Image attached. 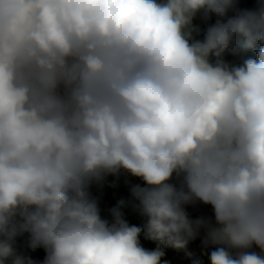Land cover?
Masks as SVG:
<instances>
[{
  "label": "clouds",
  "instance_id": "clouds-1",
  "mask_svg": "<svg viewBox=\"0 0 264 264\" xmlns=\"http://www.w3.org/2000/svg\"><path fill=\"white\" fill-rule=\"evenodd\" d=\"M121 170L140 226L90 194ZM25 233L39 264H264V0H0V264Z\"/></svg>",
  "mask_w": 264,
  "mask_h": 264
},
{
  "label": "trees",
  "instance_id": "trees-1",
  "mask_svg": "<svg viewBox=\"0 0 264 264\" xmlns=\"http://www.w3.org/2000/svg\"><path fill=\"white\" fill-rule=\"evenodd\" d=\"M254 5V0H239V7H252ZM216 20L215 16H212L210 20L204 21L198 15L195 24L200 26L203 30L209 24L214 23ZM198 38H203V32ZM241 56H255L253 50L240 53L239 56H233L231 54H226V59L231 63H239ZM143 182L137 178L131 176L129 173L121 170L118 175H108L104 177L99 183H93L89 189L91 196L96 199L101 216L106 219H110V209L117 206L120 200L126 201V205L121 209L124 213V218L129 222V224H135L140 226L144 222V218L141 217L137 211L133 208V202L130 195V188L135 184H142ZM190 214L195 217L201 214H210V206L197 205L194 208H189ZM141 244L147 249H154L156 245L144 239L143 235L140 237ZM15 247L18 253L26 256H30L34 261L39 264L40 261L44 259L45 251L42 248H38L35 251L28 247V234L18 236L15 240ZM191 249L195 251L198 255L201 251L200 241L197 239L191 244ZM165 259L171 261V264H188V261L183 258L182 253H177L172 249L166 250ZM205 264H208L207 257H202Z\"/></svg>",
  "mask_w": 264,
  "mask_h": 264
}]
</instances>
